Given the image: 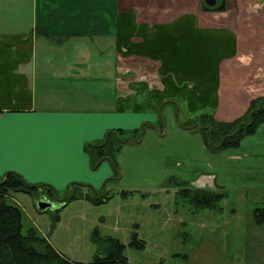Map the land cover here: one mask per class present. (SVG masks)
<instances>
[{"label": "crops", "instance_id": "1", "mask_svg": "<svg viewBox=\"0 0 264 264\" xmlns=\"http://www.w3.org/2000/svg\"><path fill=\"white\" fill-rule=\"evenodd\" d=\"M83 1L81 12L36 8L27 27L22 17L0 29V178L14 171L58 191L78 180L98 192L112 164L92 175L90 148L116 126H142L135 148L162 177L175 167L196 187L264 192V123L218 153L182 127L201 115L233 120L264 96V0H226L222 11L203 0ZM85 37L111 57L97 62L85 50L71 63L48 53ZM75 84L84 107L66 105L78 100L65 92Z\"/></svg>", "mask_w": 264, "mask_h": 264}, {"label": "rangeland", "instance_id": "2", "mask_svg": "<svg viewBox=\"0 0 264 264\" xmlns=\"http://www.w3.org/2000/svg\"><path fill=\"white\" fill-rule=\"evenodd\" d=\"M76 1L0 0V29L15 30L22 17L23 26L27 27L36 8L39 14L50 15L81 12L84 1ZM100 42L95 38H74L61 47L52 45L48 53L56 61L63 57L77 63L88 53L94 61H107L111 56L107 52L100 53L104 47ZM85 50L90 52L84 53ZM105 87L107 89L108 85ZM80 88L75 84L63 89L67 96L74 100L77 96L78 99L66 105L84 107L88 104L80 101ZM116 128L125 130L120 136L127 142L116 151V168L111 165L112 175L101 182L103 186L98 192L88 182L74 180L64 190L58 191L54 199L46 195L45 201L49 199L54 206L44 211L37 205L43 197L13 192L7 198L8 203L17 204L23 210V234L35 226L61 253L71 260L85 263L91 262L97 253L98 247L92 241L97 228L101 236L120 239L126 246V256L133 264H264V223H258L255 217L257 209H264L263 191L222 190L229 195L222 201V210L197 209L189 199L179 194L182 185L169 180L175 177L187 181L178 170L175 171V167L173 173L162 177L158 172L160 165L144 154V150L135 148H142L138 141L133 140L143 138L142 130L134 132L135 128L128 126ZM105 162L112 164L107 159L101 164ZM100 165L89 166L92 175L103 170ZM151 172L153 176H150ZM123 190L130 193L123 195L120 193ZM72 193L110 198L101 204L87 199L72 200L63 207L61 219L53 228L51 224L56 210ZM133 232H137L138 238L145 242L143 248L131 244Z\"/></svg>", "mask_w": 264, "mask_h": 264}, {"label": "trees", "instance_id": "3", "mask_svg": "<svg viewBox=\"0 0 264 264\" xmlns=\"http://www.w3.org/2000/svg\"><path fill=\"white\" fill-rule=\"evenodd\" d=\"M202 7L205 10L222 11L226 9V0H221L214 6L207 5L203 0ZM38 31L50 35L44 28H38ZM263 123L264 96H259L250 102L243 115L233 120L224 121L213 115H201L182 126L200 131L206 147L211 152L218 153L227 148L237 147L244 137L255 133ZM139 130L143 132V129H134V132ZM124 131L122 128L111 131L100 144L90 148L91 166L97 165L98 167L107 159L116 168V151L120 150L122 145L127 142L120 136ZM133 140L139 142L140 138H133ZM169 180H175L182 185L179 194L189 199L197 209L222 210V201L229 196L224 191L190 186L187 181H180L175 177H171ZM13 192H24L31 196L43 193L52 199L59 193L58 190L47 184H31L21 174L14 171H10L5 177L0 178V264H133L125 254V244L116 237L101 236L97 228L92 234V241L97 245L98 250L93 260L88 263L68 258L57 250L35 226L30 227L27 233L23 234V210L19 205L7 202V198ZM120 193L128 195L130 192L123 190ZM109 198L90 196L88 193H72L56 210L51 226L55 228L61 219V210L72 200L87 199L94 204H101ZM255 217L258 223H264V209H257ZM144 243L138 238V233L133 232L131 244L143 248Z\"/></svg>", "mask_w": 264, "mask_h": 264}, {"label": "water", "instance_id": "4", "mask_svg": "<svg viewBox=\"0 0 264 264\" xmlns=\"http://www.w3.org/2000/svg\"><path fill=\"white\" fill-rule=\"evenodd\" d=\"M206 4L209 6H214L216 4V0H206ZM38 208L41 211L46 210L49 207H53L54 204L50 203L49 201H45V197H43V200L38 202Z\"/></svg>", "mask_w": 264, "mask_h": 264}, {"label": "flooded vegetation", "instance_id": "5", "mask_svg": "<svg viewBox=\"0 0 264 264\" xmlns=\"http://www.w3.org/2000/svg\"><path fill=\"white\" fill-rule=\"evenodd\" d=\"M205 2H206V0H205ZM37 196H38V197H45V198L47 197V196H46L45 194H43V193H38ZM48 200H49V199H47V201H48Z\"/></svg>", "mask_w": 264, "mask_h": 264}]
</instances>
